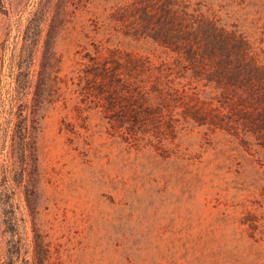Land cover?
I'll use <instances>...</instances> for the list:
<instances>
[{
    "label": "rangeland",
    "instance_id": "1",
    "mask_svg": "<svg viewBox=\"0 0 264 264\" xmlns=\"http://www.w3.org/2000/svg\"><path fill=\"white\" fill-rule=\"evenodd\" d=\"M190 1L264 54V0ZM79 4L57 44L65 72L92 61L101 44L156 65L171 59L151 37L111 23L112 1ZM16 32L5 64L0 51V122ZM171 75L195 97L211 89ZM66 96L68 108L63 101L42 113L38 194L30 175L5 188L0 264H264L263 138L241 124L187 119L174 106L165 121L178 122L176 134L140 139L110 129L106 112L72 88Z\"/></svg>",
    "mask_w": 264,
    "mask_h": 264
},
{
    "label": "trees",
    "instance_id": "2",
    "mask_svg": "<svg viewBox=\"0 0 264 264\" xmlns=\"http://www.w3.org/2000/svg\"><path fill=\"white\" fill-rule=\"evenodd\" d=\"M83 1L0 0L3 64L17 29L9 58L13 91L8 100L1 97L7 114L0 122V210L7 202L5 188L29 175L38 194L42 113L63 101L68 108L69 88L101 107L110 129L132 137L158 140L176 134L180 125L165 121V109L170 114L181 106L187 119L228 130L241 124L264 139V54L244 34L190 0H108L113 2L111 23L151 37L172 53L171 59L156 65L121 57L116 48L101 44L92 61L69 74L57 44ZM173 72L211 89L195 97L174 81Z\"/></svg>",
    "mask_w": 264,
    "mask_h": 264
}]
</instances>
